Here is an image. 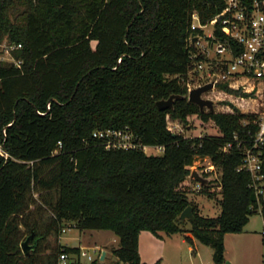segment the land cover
<instances>
[{"label": "trees", "instance_id": "16d2710c", "mask_svg": "<svg viewBox=\"0 0 264 264\" xmlns=\"http://www.w3.org/2000/svg\"><path fill=\"white\" fill-rule=\"evenodd\" d=\"M225 4L0 0V42L7 38L14 45L11 60L0 58V264H59L61 252H79L80 245L60 242L38 255L40 241L67 220L80 229L112 230L119 237L113 247L119 264H148L139 251L144 229L181 232L194 250L197 239L210 244L220 263L226 233L243 231L255 212L264 218V196L257 199L250 172L238 169L257 129L254 114L201 110L187 98H178L174 108L157 105L172 93H188L187 72L197 51L193 11L207 23ZM168 114L184 124L196 114L220 133L173 132ZM127 126L142 144L163 145L164 151L107 148L92 135L96 128ZM200 156L222 170L217 216L199 213L189 199L185 181ZM209 185L202 189L214 194ZM35 192L54 212L44 230L31 207ZM188 205L192 228L182 225ZM32 231L37 245L26 255L21 241Z\"/></svg>", "mask_w": 264, "mask_h": 264}, {"label": "built area", "instance_id": "2783aa9c", "mask_svg": "<svg viewBox=\"0 0 264 264\" xmlns=\"http://www.w3.org/2000/svg\"><path fill=\"white\" fill-rule=\"evenodd\" d=\"M225 2L224 8L207 22L214 25L213 31L209 33L207 44L215 47L216 56L211 55L210 47L202 41L203 27L207 23L201 21L197 10L192 13L191 27L193 32H198L199 36L195 43L197 51L191 54L192 61L187 72L186 84L189 92L196 86L212 82L213 87L203 96L213 99L215 105L217 102L222 103L216 111L241 110L254 114L253 121L257 124V129L251 133L249 142L243 147L244 158L238 169L244 168L250 172L251 186L255 190L257 199L261 201L264 196V0L250 2L225 0ZM218 24L222 31L221 35L217 33ZM198 28L202 31L196 30ZM13 47L14 45L10 46L8 50ZM20 62L21 60L18 61ZM226 100L231 102H225ZM167 122L168 128L173 132L184 130L185 124L179 118L168 114ZM92 135L107 148L141 147L147 153H149L147 149L151 147L162 152L165 148L163 145L142 144L139 136L129 126L96 128ZM239 142L241 144L242 141ZM230 146L231 143L225 145L224 149L228 150ZM194 165L195 163L191 169ZM216 166L211 161L203 168V172H211ZM203 172L201 171L202 174ZM206 177H209L211 181L210 176ZM195 180V189L202 190L205 184ZM66 230V227L62 228L63 232ZM102 254L101 248L99 256ZM82 256L89 260L95 259L84 246H81L77 253L61 252L59 264H74Z\"/></svg>", "mask_w": 264, "mask_h": 264}, {"label": "rangeland", "instance_id": "374dc122", "mask_svg": "<svg viewBox=\"0 0 264 264\" xmlns=\"http://www.w3.org/2000/svg\"><path fill=\"white\" fill-rule=\"evenodd\" d=\"M213 29L214 25L212 23H207L203 27L202 41L205 44H207L209 33ZM12 45L8 43L7 38H4L0 42V57L3 56L5 59L11 60V49H8ZM207 45L210 47L211 55L216 56L215 47L209 44ZM225 102L231 101L226 100ZM221 104V102L216 103V110H219L218 108L222 106ZM182 132L189 136H195L206 133L218 134L220 130L216 126H205L202 118L194 114L189 116V122L184 125ZM147 151L154 154L162 153L161 150L155 147H151ZM210 162V157L200 156L192 169L198 168L203 172V168ZM203 174L211 177L212 180L210 181L209 190L215 193L211 194L203 189H195L196 180L189 176L185 181L189 189V199L196 206V210L199 213L205 216H217L222 210L220 201L222 193L218 186V179L222 174L221 167L216 166L215 170L211 172L204 171ZM34 198L35 200L32 202L31 207H35L39 211V217L41 218L40 225H42L41 230H44L45 226L51 222L54 212L46 204L41 203L38 198V192L34 193ZM182 225L185 228H192L193 222L187 218L182 222ZM63 227H66L67 230L63 232L62 229H53L45 239L40 241V249L38 250L39 257L52 251L61 242L62 244L84 246L97 259L96 264L120 263L119 258L113 253V247L119 245V237L112 230L97 228L80 229L73 220L65 221ZM263 228V216L260 212H255L250 216V220L243 231L228 232L225 235L224 259L220 263L215 260L214 248L210 244L203 243L197 239V248L193 250L192 244L189 240L183 239L184 235L181 232L168 234L161 231L160 234H156L151 230L144 229L139 239L140 257L142 261L148 264H155L156 262H160V264H264ZM29 233L27 232L25 236ZM101 248L102 250H106L104 259L101 258V255L99 256V249ZM75 259H77V256H75ZM75 264L93 263L92 260L82 256Z\"/></svg>", "mask_w": 264, "mask_h": 264}, {"label": "water", "instance_id": "95a60500", "mask_svg": "<svg viewBox=\"0 0 264 264\" xmlns=\"http://www.w3.org/2000/svg\"><path fill=\"white\" fill-rule=\"evenodd\" d=\"M198 32H192V43L195 45L196 40L198 38ZM213 87V83H205L199 86L192 88L188 93H172L169 97H164L157 100V105L161 109H165L168 107L174 108L175 102L178 98H187L190 101L196 102L201 110H205L206 108L211 111H216L215 102L211 98L204 97L203 94L209 91ZM191 177L197 179L198 181L203 182L204 184H208L210 181L209 177H206L201 173L198 168L192 169ZM193 213L192 205H188L181 213L182 218L190 217ZM35 236V232L32 231L28 235H26L21 241V247L23 252L27 254H31L33 249L37 245V238L32 241ZM106 251H103L101 256L102 259L105 258Z\"/></svg>", "mask_w": 264, "mask_h": 264}, {"label": "crops", "instance_id": "0c3cea01", "mask_svg": "<svg viewBox=\"0 0 264 264\" xmlns=\"http://www.w3.org/2000/svg\"><path fill=\"white\" fill-rule=\"evenodd\" d=\"M263 219H264V218H263ZM245 227H246V226H245ZM140 234H141V233H140ZM226 234H227V233H226ZM183 235H184V234H183ZM183 239L186 240V237L184 236ZM196 244H197V243H196ZM74 245H77V244H74ZM80 246H82V245H80ZM192 246H193V245H192ZM196 248H197V245H196ZM193 250H194V249H193ZM103 251H106V250H103ZM105 256H106V255H105Z\"/></svg>", "mask_w": 264, "mask_h": 264}]
</instances>
